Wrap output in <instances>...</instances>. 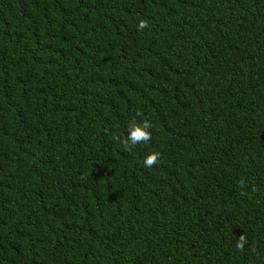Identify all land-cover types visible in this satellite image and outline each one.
I'll list each match as a JSON object with an SVG mask.
<instances>
[{
	"label": "trees",
	"instance_id": "obj_1",
	"mask_svg": "<svg viewBox=\"0 0 264 264\" xmlns=\"http://www.w3.org/2000/svg\"><path fill=\"white\" fill-rule=\"evenodd\" d=\"M0 264H264V0H0Z\"/></svg>",
	"mask_w": 264,
	"mask_h": 264
},
{
	"label": "clouds",
	"instance_id": "obj_2",
	"mask_svg": "<svg viewBox=\"0 0 264 264\" xmlns=\"http://www.w3.org/2000/svg\"><path fill=\"white\" fill-rule=\"evenodd\" d=\"M144 23L140 22L139 27H144ZM151 138V132L149 130V124L147 121H141L139 124L133 123L128 128L127 136L122 140V143L128 146H134L140 143H147ZM159 154L156 152H150L143 159V166L146 168L152 167L157 159ZM241 238V242H242ZM241 244H237V247H240Z\"/></svg>",
	"mask_w": 264,
	"mask_h": 264
}]
</instances>
